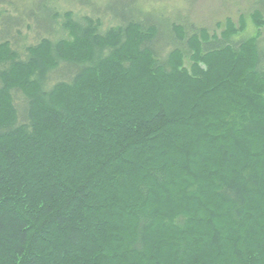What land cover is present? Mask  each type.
Here are the masks:
<instances>
[{
    "label": "trees",
    "instance_id": "16d2710c",
    "mask_svg": "<svg viewBox=\"0 0 264 264\" xmlns=\"http://www.w3.org/2000/svg\"><path fill=\"white\" fill-rule=\"evenodd\" d=\"M139 1L99 4L106 27L32 0L53 37L23 56L5 29L0 264H264V12L235 41L244 17L217 34Z\"/></svg>",
    "mask_w": 264,
    "mask_h": 264
},
{
    "label": "rangeland",
    "instance_id": "374dc122",
    "mask_svg": "<svg viewBox=\"0 0 264 264\" xmlns=\"http://www.w3.org/2000/svg\"><path fill=\"white\" fill-rule=\"evenodd\" d=\"M60 1H62V3L57 7L59 11L73 9L78 15L91 12L96 16L102 17L103 23L107 27L109 25L115 24L114 20L111 19L110 15L105 11L106 9L102 10L101 8H98L99 4L104 2V6L106 8L115 7L116 11H118L121 10L123 5L128 4L130 0H97L100 2L91 0V2H94L97 6L95 9H93V6H86L87 1L90 0H77L76 3L66 0ZM161 1L162 2H160L159 5H155V8L153 6L155 3L159 2L157 0H141L139 3H141V9L144 12L149 6H152L153 15L156 18L175 21L177 23H184L185 25H194L197 28H206L209 32H216L217 34L224 29L226 18L231 19L234 23H236L237 26H239L240 18L244 17L247 24V29L244 33H240V35L234 37L233 39L235 41L247 37L254 32V26L252 24L253 21L251 20V15L254 10L261 9L264 12V6L261 2L262 0ZM4 2L0 3V41L5 38L4 33H6L5 29L8 26L11 30L9 36L6 35V38L11 39L13 47L18 49L23 56L25 55V47L37 42L39 37H43V35L53 37L51 33L48 34L41 28L38 29L35 26V22L32 19H29V17L23 13V8H29L32 4V0H6ZM10 4H12V6ZM3 11H5L4 14H2ZM8 17H10L12 20L9 23H7ZM217 23H220L221 25L217 26ZM56 74L57 77H55L57 80L64 78L62 77L60 70L57 73H54V75ZM62 74L65 73L62 71ZM55 81L56 80L54 79L53 82ZM17 98L19 97L17 96ZM19 104H21V101Z\"/></svg>",
    "mask_w": 264,
    "mask_h": 264
}]
</instances>
